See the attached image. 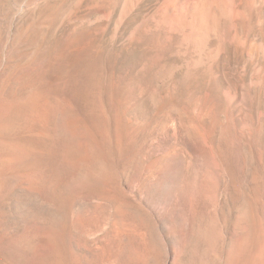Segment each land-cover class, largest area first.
Returning <instances> with one entry per match:
<instances>
[{
	"label": "rangeland",
	"instance_id": "obj_1",
	"mask_svg": "<svg viewBox=\"0 0 264 264\" xmlns=\"http://www.w3.org/2000/svg\"><path fill=\"white\" fill-rule=\"evenodd\" d=\"M166 1L0 0V264H264V5Z\"/></svg>",
	"mask_w": 264,
	"mask_h": 264
},
{
	"label": "bare ground",
	"instance_id": "obj_2",
	"mask_svg": "<svg viewBox=\"0 0 264 264\" xmlns=\"http://www.w3.org/2000/svg\"><path fill=\"white\" fill-rule=\"evenodd\" d=\"M260 1L264 5V0ZM242 3L243 0L166 1L167 8L172 10L177 18L188 17L193 24L197 23L198 26L204 27L211 26L210 24L219 25L221 21L228 27H234L244 18V12L241 9Z\"/></svg>",
	"mask_w": 264,
	"mask_h": 264
}]
</instances>
